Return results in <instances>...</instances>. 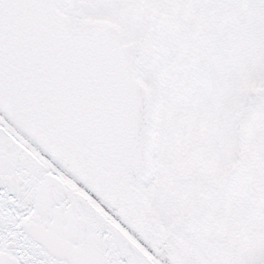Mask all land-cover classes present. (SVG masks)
<instances>
[{"label": "snow or ice", "instance_id": "6c2138e0", "mask_svg": "<svg viewBox=\"0 0 264 264\" xmlns=\"http://www.w3.org/2000/svg\"><path fill=\"white\" fill-rule=\"evenodd\" d=\"M0 264H264V0H0Z\"/></svg>", "mask_w": 264, "mask_h": 264}]
</instances>
